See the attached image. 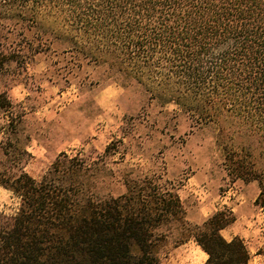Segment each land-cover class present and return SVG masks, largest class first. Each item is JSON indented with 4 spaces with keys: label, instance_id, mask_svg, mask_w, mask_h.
<instances>
[{
    "label": "trees",
    "instance_id": "1",
    "mask_svg": "<svg viewBox=\"0 0 264 264\" xmlns=\"http://www.w3.org/2000/svg\"><path fill=\"white\" fill-rule=\"evenodd\" d=\"M17 1L44 44L56 41L121 87H139L148 104L172 105L191 127L213 124L227 175L255 181L264 210V0ZM112 146L104 153L117 152ZM59 157L40 181H1L21 205L0 226V264H161L160 241L172 229L174 245L193 239L207 253L204 264L248 263L243 240L220 234L235 219L230 209L191 223L177 187L154 175L99 196L78 180L81 169L98 173L96 161Z\"/></svg>",
    "mask_w": 264,
    "mask_h": 264
},
{
    "label": "rangeland",
    "instance_id": "2",
    "mask_svg": "<svg viewBox=\"0 0 264 264\" xmlns=\"http://www.w3.org/2000/svg\"><path fill=\"white\" fill-rule=\"evenodd\" d=\"M18 5L0 0V226L21 205L1 181L22 174L40 181L58 155L66 165L72 157L87 166L96 161L98 173L92 178L91 170L81 169L78 180L85 187L93 182L99 196L124 193L125 181L146 175L175 185L177 194L189 175L219 193L233 185L213 124L191 127L172 105L148 104L139 87H121L104 67L76 61L56 41L44 44L42 29L18 14ZM107 145L117 152L104 153ZM176 233L160 241L161 264L169 261Z\"/></svg>",
    "mask_w": 264,
    "mask_h": 264
},
{
    "label": "crops",
    "instance_id": "3",
    "mask_svg": "<svg viewBox=\"0 0 264 264\" xmlns=\"http://www.w3.org/2000/svg\"><path fill=\"white\" fill-rule=\"evenodd\" d=\"M186 179L178 194L187 220L201 224L215 211L230 209L235 219L220 234L226 240L235 236L243 240L249 253L247 264H264V210L254 203L259 192L257 183L236 180L219 193L203 186L200 177L189 175ZM207 257L193 239H188L174 245L166 264H204Z\"/></svg>",
    "mask_w": 264,
    "mask_h": 264
}]
</instances>
